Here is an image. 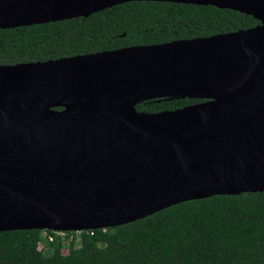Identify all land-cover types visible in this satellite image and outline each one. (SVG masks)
Masks as SVG:
<instances>
[{
    "label": "water",
    "instance_id": "water-1",
    "mask_svg": "<svg viewBox=\"0 0 264 264\" xmlns=\"http://www.w3.org/2000/svg\"><path fill=\"white\" fill-rule=\"evenodd\" d=\"M130 2L211 6L258 24L0 65V233L109 229L189 201L264 192V0H0V30ZM246 63L236 85L214 90ZM186 98L201 102L136 110Z\"/></svg>",
    "mask_w": 264,
    "mask_h": 264
},
{
    "label": "trees",
    "instance_id": "trees-1",
    "mask_svg": "<svg viewBox=\"0 0 264 264\" xmlns=\"http://www.w3.org/2000/svg\"><path fill=\"white\" fill-rule=\"evenodd\" d=\"M257 24L211 6L130 2L86 19L0 30V65L207 38ZM199 102L147 101L136 110L156 113ZM0 264H264V192L189 201L130 224L71 232L52 242L44 231L2 232Z\"/></svg>",
    "mask_w": 264,
    "mask_h": 264
},
{
    "label": "bare ground",
    "instance_id": "bare-ground-1",
    "mask_svg": "<svg viewBox=\"0 0 264 264\" xmlns=\"http://www.w3.org/2000/svg\"><path fill=\"white\" fill-rule=\"evenodd\" d=\"M247 63L244 64L242 66L241 69H238L235 71V73L220 81L219 83H217L215 86H214V90L215 91H225V90H228L229 88L233 87L234 85H236V83L241 79V77L245 74V72L247 71ZM206 94H211V92H207Z\"/></svg>",
    "mask_w": 264,
    "mask_h": 264
},
{
    "label": "built area",
    "instance_id": "built-area-1",
    "mask_svg": "<svg viewBox=\"0 0 264 264\" xmlns=\"http://www.w3.org/2000/svg\"><path fill=\"white\" fill-rule=\"evenodd\" d=\"M51 234H47L46 231H44V235L47 237V240L49 242H52L54 240L55 237H66L68 236V233H71V232H62V231H50ZM76 234H79L80 231H77V232H74Z\"/></svg>",
    "mask_w": 264,
    "mask_h": 264
},
{
    "label": "rangeland",
    "instance_id": "rangeland-1",
    "mask_svg": "<svg viewBox=\"0 0 264 264\" xmlns=\"http://www.w3.org/2000/svg\"><path fill=\"white\" fill-rule=\"evenodd\" d=\"M64 253L66 252V250L63 251ZM40 257L38 255L34 256L35 260H38Z\"/></svg>",
    "mask_w": 264,
    "mask_h": 264
}]
</instances>
